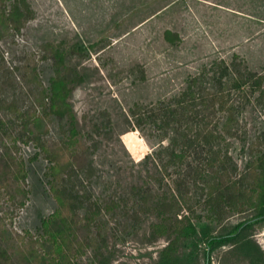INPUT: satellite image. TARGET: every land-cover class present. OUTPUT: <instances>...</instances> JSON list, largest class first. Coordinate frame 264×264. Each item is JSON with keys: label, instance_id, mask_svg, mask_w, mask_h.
<instances>
[{"label": "rangeland", "instance_id": "rangeland-1", "mask_svg": "<svg viewBox=\"0 0 264 264\" xmlns=\"http://www.w3.org/2000/svg\"><path fill=\"white\" fill-rule=\"evenodd\" d=\"M34 15L18 32L9 29L0 40V153L6 145L28 170L24 183L10 179L0 188V235L10 246L25 231L36 235L43 218L56 209L46 172L48 152L31 140L37 106L30 90L37 71L44 88L57 70V50L65 67L83 81L73 87L69 103L76 117L79 143L91 174L68 180L82 197L79 213L88 210V243L73 251L76 264H162L170 237L156 238L159 219L141 214L132 187L150 180L142 163L154 142L131 131L129 109L178 94L189 76L215 60L234 56L251 71L264 73V0H27ZM10 1L0 3L8 12ZM179 35L170 43L165 31ZM74 79L75 76L73 75ZM240 122L248 142L264 152V105L249 106ZM40 144L64 146L68 117L44 118ZM233 156L244 170L247 149L235 143ZM71 150V148H70ZM157 192L156 188L153 191ZM159 193H163L160 189ZM253 212L225 209L222 220H204L198 227L210 236L225 234L234 242L210 252L199 233L177 246L174 264H264V219ZM238 227L243 230L236 234ZM240 229V230H241ZM236 231V232H235ZM235 243V244H234ZM248 243V244H246ZM209 260V262H208Z\"/></svg>", "mask_w": 264, "mask_h": 264}, {"label": "trees", "instance_id": "trees-1", "mask_svg": "<svg viewBox=\"0 0 264 264\" xmlns=\"http://www.w3.org/2000/svg\"><path fill=\"white\" fill-rule=\"evenodd\" d=\"M6 1L11 4L8 12L0 8V40L9 29L19 32L34 15L27 0L0 3ZM165 38L170 43L180 40L169 30ZM55 58L57 70L47 88L37 71L32 73V80L38 82L30 89L37 110L27 117L25 127L33 120L31 140L49 153L46 178L56 209L41 220L36 235L25 231L18 246H10L0 235V264H76L73 251L83 249L89 241L90 212L79 213L82 197L68 185L73 176L92 172L69 103L73 87L83 79L75 69L65 67L58 50ZM258 104L264 105V73L251 71L234 56L231 61L215 60L189 76L178 94L136 103L129 109L130 130L154 142L142 163L150 180L143 179L131 190L140 207L134 215L154 214L159 219L152 226L155 237L171 238L161 253L162 264H174L179 242L196 236L199 230L206 240L208 258L216 248L234 242L236 238L210 236L208 228L198 227L204 220H222L227 207L237 213L252 211L251 222L264 219V152H257L254 143L246 148L247 131L240 123L242 113ZM50 115L59 119L67 116L71 122L67 143L55 149L40 144L47 132L42 122ZM235 143L241 144L243 151L247 149L249 159L244 170L233 156ZM11 178L24 183L28 170L25 162L4 145L0 153V188L6 187ZM240 229L235 231L238 236L244 230Z\"/></svg>", "mask_w": 264, "mask_h": 264}]
</instances>
